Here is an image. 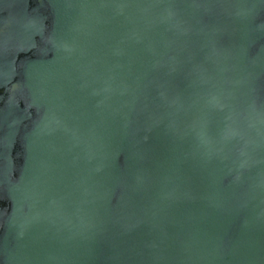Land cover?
Instances as JSON below:
<instances>
[{"label":"water","instance_id":"1","mask_svg":"<svg viewBox=\"0 0 264 264\" xmlns=\"http://www.w3.org/2000/svg\"><path fill=\"white\" fill-rule=\"evenodd\" d=\"M0 264H264V0H0Z\"/></svg>","mask_w":264,"mask_h":264}]
</instances>
